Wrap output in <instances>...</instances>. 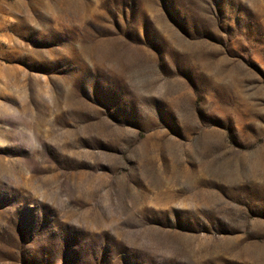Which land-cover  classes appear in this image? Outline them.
I'll return each instance as SVG.
<instances>
[{
    "label": "rangeland",
    "instance_id": "1",
    "mask_svg": "<svg viewBox=\"0 0 264 264\" xmlns=\"http://www.w3.org/2000/svg\"><path fill=\"white\" fill-rule=\"evenodd\" d=\"M0 264H264V0H0Z\"/></svg>",
    "mask_w": 264,
    "mask_h": 264
}]
</instances>
